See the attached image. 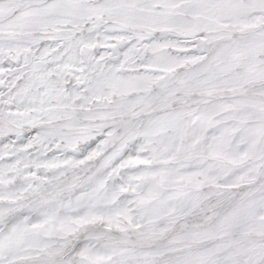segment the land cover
Segmentation results:
<instances>
[{"label":"snow or ice","instance_id":"snow-or-ice-1","mask_svg":"<svg viewBox=\"0 0 264 264\" xmlns=\"http://www.w3.org/2000/svg\"><path fill=\"white\" fill-rule=\"evenodd\" d=\"M0 264H264V0H0Z\"/></svg>","mask_w":264,"mask_h":264}]
</instances>
